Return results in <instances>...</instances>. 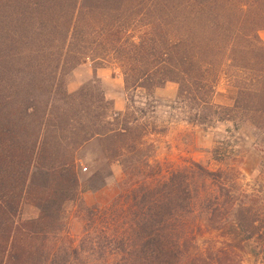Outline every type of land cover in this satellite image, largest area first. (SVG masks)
<instances>
[{"label":"trees","instance_id":"1","mask_svg":"<svg viewBox=\"0 0 264 264\" xmlns=\"http://www.w3.org/2000/svg\"><path fill=\"white\" fill-rule=\"evenodd\" d=\"M263 29L264 0H0V264H68L36 244L62 229L81 189L107 186L113 163L147 175L110 207L87 209L118 249L105 264H243L245 243L264 258V187L247 192L234 168L194 161L164 176L152 146L133 140L147 111L116 112L97 76L117 68L127 91L149 99L175 84L189 124L230 122L264 138ZM87 61L94 79L70 93ZM222 83L236 92L230 105L215 102ZM93 141L107 173L82 182L80 152ZM256 145L264 163V139ZM24 196L36 221L16 220Z\"/></svg>","mask_w":264,"mask_h":264},{"label":"rangeland","instance_id":"2","mask_svg":"<svg viewBox=\"0 0 264 264\" xmlns=\"http://www.w3.org/2000/svg\"><path fill=\"white\" fill-rule=\"evenodd\" d=\"M259 35L264 42V29ZM92 69L95 72L90 61L75 69L68 78V91L76 93L83 85L92 81L95 75L92 79L86 80L87 70ZM99 70L102 77L98 74L97 76L102 82L107 100L115 102L113 98H117L119 105L122 106L121 111H118L115 106L116 112L124 113L130 103H135L137 109L147 111L145 114L138 111L137 116L142 117L140 124L143 126L142 130L134 133L133 140L138 141L141 136L144 144H139V147L143 146L147 150L148 146H152L148 153V161L154 167H162L164 176L167 172L185 168L194 161L211 171L234 168L239 172L237 176L242 188L247 192L257 193L263 189V154L261 147H257L256 143L263 141L264 138L259 136L261 134L259 131L251 126L237 127L230 122L216 123L208 127L189 124L183 106L176 100L177 85L169 83L166 87L156 90L153 97L149 99L144 91H127L124 77L117 68H113L112 71ZM103 78L107 79L105 83ZM235 95L234 89L222 83L216 93L215 102L230 105ZM129 154L126 152L127 156ZM220 156L224 161L221 159H219L220 162L216 161ZM80 158L83 160L82 182L93 173L102 171L107 173L103 148L99 142L93 141L86 146L80 152ZM111 172L112 175L107 179V186L102 190L95 192L81 189L78 200L65 207L62 229L58 233L48 235L46 243L39 241L36 244L39 249L54 253L53 255L58 257L65 256L68 264H105L104 256L112 257L118 253L114 243L106 240L110 232L103 215H100V218L91 217L87 209L95 205L102 208L110 207L120 194L129 191L135 182L143 181L147 174L143 170L142 176L135 172L137 177H134L133 173H127V170L119 163L111 165ZM39 216V209L24 196L20 202L17 222L36 221ZM85 237H88V243L89 240L93 241V245H83ZM210 237L206 235L204 238ZM204 240L201 239L199 243ZM214 244L216 248L223 247L222 242ZM244 247L245 249H241L239 253L243 264H264V258L251 255L250 251L252 247H255L253 243H245Z\"/></svg>","mask_w":264,"mask_h":264},{"label":"crops","instance_id":"3","mask_svg":"<svg viewBox=\"0 0 264 264\" xmlns=\"http://www.w3.org/2000/svg\"><path fill=\"white\" fill-rule=\"evenodd\" d=\"M97 74H98V76L102 77L100 70L97 72ZM94 75H95V72H94L93 69L92 70H87V78H86V80L92 79L94 77ZM102 80H103L104 83L107 81L106 78H103ZM113 100H115V106L117 107V110L121 111L122 110V106L119 105L118 99L117 98H113Z\"/></svg>","mask_w":264,"mask_h":264},{"label":"built area","instance_id":"4","mask_svg":"<svg viewBox=\"0 0 264 264\" xmlns=\"http://www.w3.org/2000/svg\"><path fill=\"white\" fill-rule=\"evenodd\" d=\"M85 171H87V169H84Z\"/></svg>","mask_w":264,"mask_h":264}]
</instances>
